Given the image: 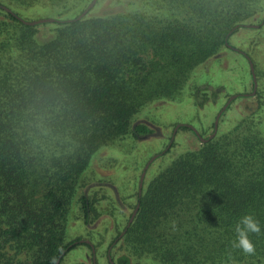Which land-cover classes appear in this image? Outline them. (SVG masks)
Wrapping results in <instances>:
<instances>
[{
  "label": "trees",
  "instance_id": "16d2710c",
  "mask_svg": "<svg viewBox=\"0 0 264 264\" xmlns=\"http://www.w3.org/2000/svg\"><path fill=\"white\" fill-rule=\"evenodd\" d=\"M104 1L34 25L0 6V264H61L81 244L67 240L73 206L84 223L101 214L97 190L80 191L86 173L98 172L100 153L153 138L157 128L138 116L176 101L196 68L230 49L229 32L264 10V0ZM250 76L252 91L233 99L245 106L235 127L219 128L233 100L210 136L174 124L140 194L136 185L123 235L107 246L112 264H264V81ZM191 89L198 107L222 90L206 82ZM181 129L198 144L173 155ZM244 215L261 227L249 235L255 255L232 247ZM20 251L29 257L16 258Z\"/></svg>",
  "mask_w": 264,
  "mask_h": 264
},
{
  "label": "rangeland",
  "instance_id": "374dc122",
  "mask_svg": "<svg viewBox=\"0 0 264 264\" xmlns=\"http://www.w3.org/2000/svg\"><path fill=\"white\" fill-rule=\"evenodd\" d=\"M111 1L115 4L118 2L125 3L127 0ZM14 2L0 0L1 5L13 9L22 18L34 20L35 18L50 17V13L57 11L61 16H73L82 8H86L91 0H68L60 5H54L50 0H36L29 7ZM99 7L100 5L94 11L101 12L103 7ZM262 19H264V10L256 18L249 19L242 26L237 25L229 33L230 46L245 52L247 57L234 50L223 48L195 69L186 91L176 101L165 103L160 101L151 109H145V113L138 116L140 119L145 118L146 121L150 122L149 124L155 126L159 131L158 135L142 142H136L131 151L126 145V140V142H118L116 147H112V149L106 147L104 149L106 152L100 153L101 156L99 155L98 160L95 161L98 172L94 171L93 173L91 170L86 173L80 191L93 195L97 190L100 198L98 207L101 214L92 221L84 223L80 216L79 206L74 205L67 224V240L84 238L93 242L96 247V264H109L106 259V248L113 237L123 228L126 218L132 210L130 204L135 202V197L132 194L139 182L142 168L150 158L166 146L174 124L176 123V126L181 123L192 125L199 133H202V138L209 136L210 132L213 131L212 124L219 110L227 105V100L237 94L252 91L249 60L252 62L255 77L258 75L261 81H264V20ZM253 25H258V27H253ZM204 82L215 88H222V90H220L215 102H210L204 107H198L194 103L193 93L190 92L195 84L199 85ZM243 114H245V106L241 99L233 100L231 110L223 118L219 128L224 131L235 127L238 122V115ZM176 143L173 155L175 152L179 153L194 144H198L193 133L186 129L178 131ZM171 158L167 154L157 159L153 163L155 166L151 167L150 174H156L166 166ZM103 194L110 196L117 204L115 205L117 208L111 207L110 202L102 197ZM111 210L115 213L112 214ZM119 243H123V240ZM86 254H91L90 249L85 245H78L66 253L61 264H92L85 256ZM117 255V253H112L113 258H116ZM27 257L29 255L25 251H20L16 255V258L20 260ZM138 264L146 263L142 260Z\"/></svg>",
  "mask_w": 264,
  "mask_h": 264
},
{
  "label": "clouds",
  "instance_id": "9594fccd",
  "mask_svg": "<svg viewBox=\"0 0 264 264\" xmlns=\"http://www.w3.org/2000/svg\"><path fill=\"white\" fill-rule=\"evenodd\" d=\"M234 231L236 239L232 242V247L241 249L245 255H255L256 249L249 235L261 233L259 221L252 215H244L234 225Z\"/></svg>",
  "mask_w": 264,
  "mask_h": 264
},
{
  "label": "water",
  "instance_id": "95a60500",
  "mask_svg": "<svg viewBox=\"0 0 264 264\" xmlns=\"http://www.w3.org/2000/svg\"><path fill=\"white\" fill-rule=\"evenodd\" d=\"M95 2H96V0H91V2L88 4V6L83 10V12L81 13V15H84L85 13H87L88 10H89V9L95 4ZM0 6H1L2 8H4L5 10H9V8L6 7V6H3V5H0ZM53 20H54V18H52V17H47V18H40V19H36V20H31V21H27V20H23V21H24L25 24H28V25H34V24H38V23H42V22H50V21H53ZM253 27H258V25H253ZM234 28H235V27H234ZM234 28H233V29H234ZM229 33H231V31H230ZM249 65H250V70H251L252 78H253V80H254V82H255L254 68H253L252 62H251L250 60H249ZM254 84H255V83H254ZM224 108H225V107H224ZM224 108H223V109H224ZM219 115H220V112L217 114L216 119H215V121H214V129H215V130H216V128H217L218 117H219ZM176 128H177V127H176ZM175 130H176V129H175ZM194 130H195V128H194ZM202 141H203V139H202ZM155 157H156V156H153L152 158H150V160L145 164V166H144L143 169H142V172H141L140 177H139V182H138V191H139V194H140V191H141V188H142V184H143V180H144V176H145L146 169L148 168L150 162H151L152 160H154ZM138 206H139V204H137L136 207L134 208V210L132 211L131 217H130V219H129V223H130V221H132V219H133V217H134V215H135V213H136V211H137V209H138ZM129 223H128V224H129ZM58 263H59V260H57L55 264H58Z\"/></svg>",
  "mask_w": 264,
  "mask_h": 264
},
{
  "label": "flooded vegetation",
  "instance_id": "af4514ba",
  "mask_svg": "<svg viewBox=\"0 0 264 264\" xmlns=\"http://www.w3.org/2000/svg\"><path fill=\"white\" fill-rule=\"evenodd\" d=\"M229 46V48L231 49V50H234V51H236V52H239V53H241V55H243L244 57H247V54L245 53V52H242V51H240V50H238L237 48H235V47H233L232 45L230 46V44H228ZM235 97V96H234ZM234 97H232V98H230L229 100H227L228 101V103H230V101H232V99L234 98ZM226 103V102H225ZM227 103V104H228ZM224 107H226V105H224L223 107H222V109L224 108ZM221 109V108H220ZM221 109V110H222ZM221 110H219V112L221 111ZM218 112V113H219ZM220 116V115H219ZM218 121H219V117H218ZM218 125V124H217ZM213 129H214V122H213ZM173 132V134L175 133V129L172 131ZM159 134V131H158V129H157V133H156V135H158ZM171 135H172V133H171ZM171 135H170V137H171ZM211 135V133L209 134V136ZM173 136V135H172ZM118 235V238H115L116 236ZM117 235H115L114 237H113V239L115 238V240L116 239H119V237H121L122 235H123V233L121 232L120 234H117ZM114 240V241H115ZM75 242L76 241H79V243H81V244H79V245H85V246H87L89 249H90V251H91V254H86L85 256L90 260V262L92 263V264H96V252H95V244L93 243V242H91L89 239H84V238H78L77 240H74ZM112 241V240H111ZM111 241L109 242V243H111ZM109 245V244H108ZM111 251V248H106V259L109 261V264H112V262H111V260H109V256H110V252Z\"/></svg>",
  "mask_w": 264,
  "mask_h": 264
}]
</instances>
